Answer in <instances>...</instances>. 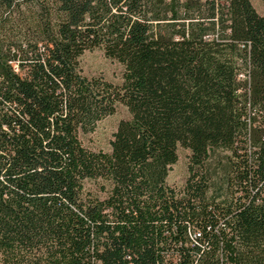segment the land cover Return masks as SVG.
Here are the masks:
<instances>
[{"label":"trees","instance_id":"trees-1","mask_svg":"<svg viewBox=\"0 0 264 264\" xmlns=\"http://www.w3.org/2000/svg\"><path fill=\"white\" fill-rule=\"evenodd\" d=\"M100 48L121 82L82 74ZM123 104L109 151L85 147ZM190 151L180 197L167 183ZM197 232L192 240L190 232ZM264 264V11L0 0V264Z\"/></svg>","mask_w":264,"mask_h":264},{"label":"rangeland","instance_id":"rangeland-1","mask_svg":"<svg viewBox=\"0 0 264 264\" xmlns=\"http://www.w3.org/2000/svg\"><path fill=\"white\" fill-rule=\"evenodd\" d=\"M251 2L259 13H263L264 0H251ZM80 66L82 74L88 78L101 76L115 84L121 82L123 67L117 61L107 58L100 48L85 51L80 57ZM129 116L127 108L121 103L117 104L115 112L100 120L93 131L81 134L82 144L92 150L109 151V141L118 122L121 119L129 118ZM189 154V150L182 147L178 148V160L172 165L167 177L168 185L174 188L178 197L183 193L188 176L187 161Z\"/></svg>","mask_w":264,"mask_h":264},{"label":"built area","instance_id":"built-area-1","mask_svg":"<svg viewBox=\"0 0 264 264\" xmlns=\"http://www.w3.org/2000/svg\"><path fill=\"white\" fill-rule=\"evenodd\" d=\"M197 235V232L196 231H194V232H190V236H191V238H192V240L194 239V237ZM178 257L177 256H174L173 258H172V264H177V259ZM165 264H171V263H167V262H165ZM219 264H226V262H225V259L223 258H220V262H219Z\"/></svg>","mask_w":264,"mask_h":264}]
</instances>
